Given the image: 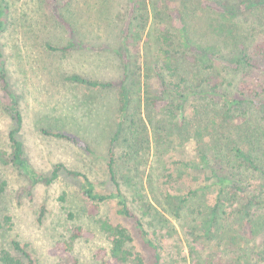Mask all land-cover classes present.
I'll return each mask as SVG.
<instances>
[{"label":"rangeland","instance_id":"1","mask_svg":"<svg viewBox=\"0 0 264 264\" xmlns=\"http://www.w3.org/2000/svg\"><path fill=\"white\" fill-rule=\"evenodd\" d=\"M6 2L0 49L22 114L20 136L32 169L49 177L62 163L86 174L98 192L110 193L107 151L120 122L122 131L113 146L117 180L149 237L157 232L163 237L161 264H264V195L253 203L254 214L228 220L219 209L211 225L208 217L217 191L206 169L195 179L189 174L192 178L175 183L179 192L171 195L194 191L180 211L162 188L174 165L196 161L201 153L235 168L234 148L255 157L257 164L262 161L257 158H264V74L235 67L242 51L264 42V0H136L134 14L129 0ZM178 18L182 34L175 24ZM160 28L172 50L188 56L181 55L178 62L181 74L197 73L212 84L211 68L222 67L226 81L219 94L233 93L241 84L260 96L230 110L215 95L162 94L153 77L159 38L165 35ZM71 33L78 48L66 53L47 49L68 45ZM75 73L114 87L76 85L68 80ZM3 101L10 102L0 88V150L6 153L7 134L16 123ZM40 126L80 134L91 140L94 154L41 136ZM239 171L246 179H258L250 169ZM0 180L6 182L0 195V251L21 259L11 248V241L18 240L35 264H105L100 250L107 243L95 219H108L129 230L132 249L143 264H154L153 251L139 241L131 220L116 216L112 202L100 207L97 218L89 216L90 202L78 179L60 173L49 185H33L19 168L0 164ZM77 227L91 235L72 240Z\"/></svg>","mask_w":264,"mask_h":264},{"label":"trees","instance_id":"2","mask_svg":"<svg viewBox=\"0 0 264 264\" xmlns=\"http://www.w3.org/2000/svg\"><path fill=\"white\" fill-rule=\"evenodd\" d=\"M129 3L131 5L129 12L134 14L136 0H129ZM205 5L215 10H221L220 7L213 4L211 5L210 3H205ZM8 11L9 7L6 0H0V33L4 30L5 17ZM176 20L177 22H175V24L178 25V30L182 34L183 26L181 25L180 18ZM160 31L165 33V35H162L159 38L161 45L157 50V64L154 67L155 73L153 77L160 85L162 94L169 92L173 95L178 94L181 97L206 94L215 95L223 100L225 105H227V108L230 110L240 108L244 100H254L256 96H260V92L248 91L246 90L245 86H242L241 84L234 88L235 91L233 93L226 92L219 94L217 90L220 86L224 85L226 81L223 75L224 68L222 67H217V69L211 68L210 72L211 74H214V77H212V82L214 80V83L212 84L209 79L200 78L197 73L192 74L191 77L186 75L184 76L179 72L180 67L178 62L180 61L181 55L188 57L187 54L184 52L179 56L177 51L175 52L172 50L166 31L163 28H160ZM70 36V43L68 45L63 47H52L50 45H46L47 49L66 53L78 48V41L73 38L72 33ZM123 40L125 45L127 39L124 38ZM183 45L186 48L192 49L185 38H183ZM204 54L205 56H210L207 52ZM236 66H241V69L243 68L244 70H247L246 72L256 70L264 74V42L252 45V47H250L247 52L242 51L241 58L238 60V63L235 64V67ZM68 80L76 85H84L92 89H108L114 87L111 82H93L83 78L78 73L70 76ZM0 88L7 94L8 100L10 101L8 103L3 101V104L5 105L4 107L10 111L11 116L16 123L14 129L10 130L7 134L8 152L5 153L4 151L0 150V164L5 166L12 165L19 168L30 179L33 185L41 182L49 185L53 180L58 178L60 173H65L67 176L73 179H78L81 193L90 202V206L88 207L89 216L97 218L100 207L102 205H106V203L112 202L115 207L116 216L123 220H131L133 222L139 241L145 247L153 251L154 264H161L162 257L164 255V247L161 245L163 237L158 236L159 232H157L156 235L154 234V237H149L148 232L144 228V222L142 218L138 217L131 210L126 195L117 180L115 167L116 160L113 146L115 145L117 138L122 131V124L119 122L117 125V130L111 135L109 140V148L107 151L106 170L110 182L113 185V190L110 193L98 192L95 184L88 178L86 174L68 168L62 163H57L54 166L49 177L42 176L32 169L25 154L24 141L20 136L23 122L22 114L19 104L16 102L14 94L10 89L8 74L5 68V62L1 49ZM263 102L261 103L264 104ZM255 104L259 105L258 103ZM38 132L43 137L67 142L84 153L92 155L94 154V151L90 145L91 140H87V138L82 137L76 132L71 133L66 130L60 131L48 129L47 127L43 126L38 128ZM234 152L238 157L237 160L239 162V167L237 168L231 167L224 163L223 165L221 161L214 157H209L204 153H201L199 156H197L196 161L188 160L181 163L182 165H174L173 168L167 172L165 175V180L162 183V188L166 192V195H168L167 198H174L177 208H179L178 210L180 211V207L185 205L186 201L191 196V194L194 193V191L188 190L186 193L187 196H184L183 194L180 195V193L171 195L170 192L173 190L179 192V190L174 187V185H176L175 183L185 177L192 178L190 176H193L195 179L196 175L202 173L201 171H198L202 170L201 168H203L206 169L204 170L205 175L208 176V178L211 177L213 179L214 184L211 186H215L217 191L215 201L213 206L210 208L208 217L210 219L211 225L216 222L219 209H223L222 214H224L228 220L233 218L236 219L235 217H238V215L242 214H245V216L250 215V213L254 214L253 210L251 209L253 203L256 202V199L264 195V169L261 168L264 167V158H257L259 160L262 159L261 163L257 164L256 158L249 155L248 153L246 154V152L244 153L238 148H234ZM248 169L252 170L254 173H258L256 174L258 178L257 180L252 178L246 179L238 174L239 170L245 172ZM244 172L240 173L242 174ZM189 174L191 175L188 176ZM208 178L207 180H209ZM5 188L6 182L0 180V195L5 191ZM240 194H245V197H241ZM59 201H65L64 194L60 196ZM70 217L72 216L70 215ZM10 220V217L4 218L6 223H9ZM95 220L99 230L104 234L107 243V248L100 250V253L106 257L105 264H143L140 254L132 249L133 237L126 227L122 226L121 224H112L108 219ZM72 234V240L77 239L78 237H86L91 235L87 231H82V228L80 227L73 229ZM11 248L14 252H17L20 255L21 259L14 257L13 254L7 250H1L0 264H35L25 244L20 243L18 240H12Z\"/></svg>","mask_w":264,"mask_h":264}]
</instances>
